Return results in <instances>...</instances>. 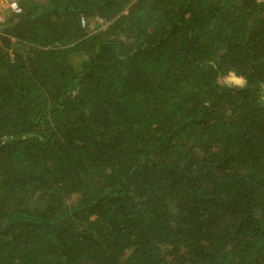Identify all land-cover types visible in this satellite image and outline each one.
Listing matches in <instances>:
<instances>
[{
  "label": "trees",
  "instance_id": "obj_1",
  "mask_svg": "<svg viewBox=\"0 0 264 264\" xmlns=\"http://www.w3.org/2000/svg\"><path fill=\"white\" fill-rule=\"evenodd\" d=\"M19 7L0 20V264H264V1Z\"/></svg>",
  "mask_w": 264,
  "mask_h": 264
},
{
  "label": "clouds",
  "instance_id": "obj_2",
  "mask_svg": "<svg viewBox=\"0 0 264 264\" xmlns=\"http://www.w3.org/2000/svg\"><path fill=\"white\" fill-rule=\"evenodd\" d=\"M224 79L225 86L227 87H235L242 89L245 86V79L242 76L235 75L233 71H229L228 76L226 77H218V80Z\"/></svg>",
  "mask_w": 264,
  "mask_h": 264
},
{
  "label": "built area",
  "instance_id": "obj_3",
  "mask_svg": "<svg viewBox=\"0 0 264 264\" xmlns=\"http://www.w3.org/2000/svg\"><path fill=\"white\" fill-rule=\"evenodd\" d=\"M256 1L257 2H262L264 0H256ZM3 2H5L6 5H7V8H10L14 13L18 14V13L21 12V9L19 7V0H4Z\"/></svg>",
  "mask_w": 264,
  "mask_h": 264
},
{
  "label": "rangeland",
  "instance_id": "obj_4",
  "mask_svg": "<svg viewBox=\"0 0 264 264\" xmlns=\"http://www.w3.org/2000/svg\"><path fill=\"white\" fill-rule=\"evenodd\" d=\"M4 1V0H3ZM0 2V20L3 19L4 11L7 9V5L5 2Z\"/></svg>",
  "mask_w": 264,
  "mask_h": 264
}]
</instances>
